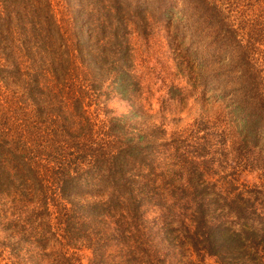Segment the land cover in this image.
Instances as JSON below:
<instances>
[{
	"label": "rangeland",
	"instance_id": "374dc122",
	"mask_svg": "<svg viewBox=\"0 0 264 264\" xmlns=\"http://www.w3.org/2000/svg\"><path fill=\"white\" fill-rule=\"evenodd\" d=\"M140 2L142 16L134 14ZM7 5L0 264L118 261L117 245L97 236L107 226L81 224L83 205L110 192L94 195L102 188L93 163L110 165L129 147L145 151L161 191L179 159L196 161L220 192L231 182L245 191L264 183V138L251 143L244 123L252 110L264 111V0H125L119 19L89 0H0V13ZM65 173L77 177L70 202L61 193ZM148 208L162 264H221L175 251L158 232V210Z\"/></svg>",
	"mask_w": 264,
	"mask_h": 264
},
{
	"label": "trees",
	"instance_id": "16d2710c",
	"mask_svg": "<svg viewBox=\"0 0 264 264\" xmlns=\"http://www.w3.org/2000/svg\"><path fill=\"white\" fill-rule=\"evenodd\" d=\"M17 1L29 2L9 0ZM89 1L105 18L119 19L124 15L125 0ZM141 4L134 8V14L143 15L146 6ZM24 11H17L16 14L24 16ZM11 16L12 11L7 5L1 10L0 21L4 20L3 23L9 25ZM100 27L105 29L104 26ZM6 69L8 65L4 70L0 69V73ZM246 89L253 90V86ZM244 123L246 136L251 143L258 144L264 138V111L252 110ZM125 152L129 153L114 156L110 165L100 160L93 163L92 168L99 169L97 183L102 188L94 195L102 196L106 193V186L110 192L100 200L83 205L88 219L81 227L85 230L93 223L107 226L97 236L118 247L120 258L111 264L163 263L150 239L154 228L149 226L146 218L148 207L158 210V232L177 252L187 248L194 254L214 257L221 264H264V183L245 191L236 189L231 182V190L220 192L210 187L196 161L179 159L178 170H173L169 180L164 182L165 189L161 191L152 178L155 169L151 165L146 166V158L142 157L145 151L137 146L129 147ZM128 156L133 160L129 161ZM261 163L264 169V163ZM145 166L149 175L143 174ZM131 170L138 171L137 178L129 176ZM4 180L8 181V176L0 169V185ZM75 180L77 177L68 173L61 179L62 196L69 202L72 201L69 189ZM102 232H107V238L101 236ZM100 260V263L105 261L107 264L104 256Z\"/></svg>",
	"mask_w": 264,
	"mask_h": 264
}]
</instances>
